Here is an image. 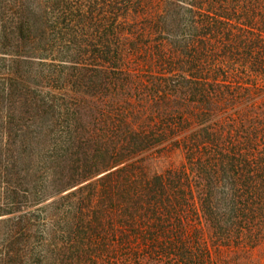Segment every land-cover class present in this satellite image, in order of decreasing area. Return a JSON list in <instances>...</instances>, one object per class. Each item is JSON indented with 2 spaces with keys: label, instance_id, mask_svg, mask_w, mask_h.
Wrapping results in <instances>:
<instances>
[{
  "label": "trees",
  "instance_id": "trees-1",
  "mask_svg": "<svg viewBox=\"0 0 264 264\" xmlns=\"http://www.w3.org/2000/svg\"><path fill=\"white\" fill-rule=\"evenodd\" d=\"M245 58L264 0H0V264H204L199 215L255 236L264 123L224 120ZM165 144L186 165L151 172Z\"/></svg>",
  "mask_w": 264,
  "mask_h": 264
},
{
  "label": "rangeland",
  "instance_id": "rangeland-1",
  "mask_svg": "<svg viewBox=\"0 0 264 264\" xmlns=\"http://www.w3.org/2000/svg\"><path fill=\"white\" fill-rule=\"evenodd\" d=\"M259 63L258 59L253 66L245 58L242 66L240 64L236 68L234 64H229L226 67L227 72L237 74L239 78L237 81L242 85L240 92L243 100L239 99L236 108L229 107L224 114L226 117L224 120H228L227 123L232 124L233 129H245L246 132H249L253 127L259 126V123H264V73L261 72ZM6 105L4 103V106L0 107V126L2 119L4 124V120L7 121L11 113ZM2 137L4 136L1 132L0 139ZM4 138L7 139V136ZM146 156V164L151 172L163 173L169 169H179L186 165L184 152L169 144L153 149ZM59 223L64 227L63 221H59ZM1 227L3 228L4 225ZM193 230L198 231L201 242L207 251L204 264H264V227L255 236H226L215 232L205 218L199 215V217L192 218L190 222V231ZM41 235L39 232L35 233L36 243L41 241ZM67 249L66 246L65 252L62 253L69 257L68 254L71 252ZM96 264L106 263L99 261ZM142 264L158 263L146 260Z\"/></svg>",
  "mask_w": 264,
  "mask_h": 264
}]
</instances>
